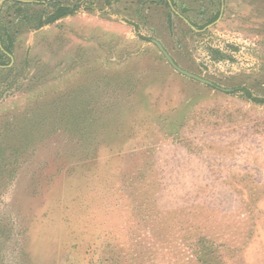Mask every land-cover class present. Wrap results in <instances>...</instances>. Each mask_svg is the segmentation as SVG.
Returning a JSON list of instances; mask_svg holds the SVG:
<instances>
[{
	"label": "rangeland",
	"instance_id": "1",
	"mask_svg": "<svg viewBox=\"0 0 264 264\" xmlns=\"http://www.w3.org/2000/svg\"><path fill=\"white\" fill-rule=\"evenodd\" d=\"M51 1L0 0L28 16L0 49V264H264V0L229 37L110 0L34 30Z\"/></svg>",
	"mask_w": 264,
	"mask_h": 264
},
{
	"label": "crops",
	"instance_id": "2",
	"mask_svg": "<svg viewBox=\"0 0 264 264\" xmlns=\"http://www.w3.org/2000/svg\"><path fill=\"white\" fill-rule=\"evenodd\" d=\"M257 2L258 0H175L177 8L180 6L186 10L187 7L189 8V13L187 14V18L182 16L184 18V25L172 27H188L192 32L202 33L214 26L217 28L216 32L219 37L240 35L242 32L240 31V27L244 26L241 20L246 19L247 26L254 27ZM202 8L207 9L210 15L214 11L217 12L211 23L207 26H198L194 23V21H199L200 17L197 16V13ZM133 11L137 12V18L144 20L143 22H147L144 24L146 26H164L172 28L170 26L161 25L160 22H162L165 17L163 16V12L159 10L155 11V9L152 8L150 11L148 6H142L134 8ZM141 12L145 14L141 15ZM244 13H246V15ZM238 21H240V23ZM233 22H236V24H233Z\"/></svg>",
	"mask_w": 264,
	"mask_h": 264
},
{
	"label": "trees",
	"instance_id": "3",
	"mask_svg": "<svg viewBox=\"0 0 264 264\" xmlns=\"http://www.w3.org/2000/svg\"><path fill=\"white\" fill-rule=\"evenodd\" d=\"M13 7H16V13H15V20L17 21L16 24H15V20L14 19H9L7 21V27L6 28H3L2 27V22H3V18H5V12L4 11H1L0 12V30L3 31V34L0 35V38H1V41H2V45H3V48L6 52L10 53V54H13L14 52V38L16 36V34H19V30L16 32V34L14 33V30H13V26H17L19 29L22 28L23 24L25 22H27L28 20V16H24L22 15L21 17L19 16V12H22L23 10H25V8L23 7V5L21 3H14V6H11V7H8L7 8V11H10ZM45 7H48V8H51L52 10H54V12L52 13H49V14H45V15H41L38 17V23H36V25L34 26V30H39L45 26H48L50 24H54L56 22H58L59 20L63 19V18H66V17H69V16H72L75 11H76V8H73L71 6H67V5H63V4H59L58 3V0H53L51 2H47ZM3 10V9H2ZM11 17V15H10ZM20 17V18H19ZM20 22V23H19ZM31 21H29L30 23ZM7 56L2 53L0 51V65L3 66V62L2 61V58H6ZM261 102H264L261 101ZM176 220V221H175ZM175 220H171L172 222V226H176V227H179L181 225V223L177 222V219ZM198 221V220H197ZM206 240V239H205ZM208 242H210L209 240H207ZM206 245H211V243H205ZM212 252H217V251H212Z\"/></svg>",
	"mask_w": 264,
	"mask_h": 264
},
{
	"label": "flooded vegetation",
	"instance_id": "4",
	"mask_svg": "<svg viewBox=\"0 0 264 264\" xmlns=\"http://www.w3.org/2000/svg\"><path fill=\"white\" fill-rule=\"evenodd\" d=\"M115 2V3H114ZM110 4H122L124 5V11L127 9L130 12H134V8L148 6L150 11L152 8L155 11L159 10L163 12V16L165 17L161 23V25L165 26H177V25H184V18H187V14L189 13V8L186 7V10L182 7H178L175 4V0H110ZM149 11V10H148ZM186 13V16H185ZM137 15V12H135ZM217 14L214 11L211 15L208 13V10L202 8L198 11L197 16L200 17L198 22L194 23L198 26H207L211 23L214 16ZM183 16V17H182Z\"/></svg>",
	"mask_w": 264,
	"mask_h": 264
},
{
	"label": "water",
	"instance_id": "5",
	"mask_svg": "<svg viewBox=\"0 0 264 264\" xmlns=\"http://www.w3.org/2000/svg\"><path fill=\"white\" fill-rule=\"evenodd\" d=\"M50 1V0H48ZM26 2H32V1H26ZM157 44V46L159 47V49L162 51V53L164 54V56L166 57V59L168 60V62L173 66V68H175L178 72H180L181 74L185 75V76H188L189 78H192V79H195V80H198L200 82H205L207 83L206 81H204L203 79L189 73V72H186L185 70H182L173 60V58L166 52V50L162 47V45L158 42H155ZM0 49L2 50V52H4L6 55H8L11 59H13L12 55L7 53L2 45H1V42H0Z\"/></svg>",
	"mask_w": 264,
	"mask_h": 264
}]
</instances>
